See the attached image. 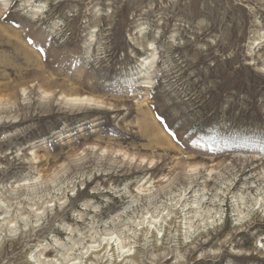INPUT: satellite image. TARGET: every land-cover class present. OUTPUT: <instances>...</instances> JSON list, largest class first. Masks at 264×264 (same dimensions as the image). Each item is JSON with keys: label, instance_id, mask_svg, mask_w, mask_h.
<instances>
[{"label": "rangeland", "instance_id": "obj_1", "mask_svg": "<svg viewBox=\"0 0 264 264\" xmlns=\"http://www.w3.org/2000/svg\"><path fill=\"white\" fill-rule=\"evenodd\" d=\"M75 262L264 264V0H0V264Z\"/></svg>", "mask_w": 264, "mask_h": 264}, {"label": "bare ground", "instance_id": "obj_2", "mask_svg": "<svg viewBox=\"0 0 264 264\" xmlns=\"http://www.w3.org/2000/svg\"><path fill=\"white\" fill-rule=\"evenodd\" d=\"M1 1H4V0H1ZM151 45H153V43H151ZM151 50V49H150ZM153 59H155L156 57L154 56V54H153ZM149 60V61H148ZM151 59H148V58H145V60H144V65L147 67L148 65H147V61L148 62H150V64H151V62H153V60L152 61H150ZM152 67H153V65H151ZM149 68V67H148ZM151 68V67H150ZM70 103H73V104H81V105H92V104H100V101H98V100H96L95 98H93L92 96H88V95H75V96H69V97H67L66 98ZM155 221V220H154ZM156 222V221H155ZM110 236H112V237H110V238H107V242L105 243V246L101 249H93L92 250V253H91V256L89 257V260H90V258L92 257V255L93 254H96V255H99V254H101V252H104V251H106V253H107V250H108V248H109V246L110 245H112V247H111V251H113L114 252V256L116 255V251H118L119 250V248H118V250H116L115 249V245H114V243H112L111 244V239H113V234L111 235L110 234ZM117 240V239H116ZM115 240V241H116ZM101 245H102V243H101ZM101 247V246H100ZM127 248V246H123L122 247V249H123V251H125V249ZM97 253H99V254H97ZM119 256H121V252H119ZM130 255H125L124 254V259L123 260H125V258H127V257H129ZM73 264H76V262L75 263H73Z\"/></svg>", "mask_w": 264, "mask_h": 264}]
</instances>
